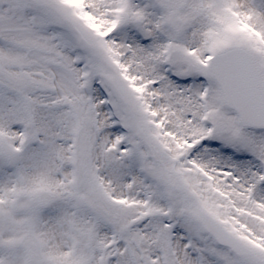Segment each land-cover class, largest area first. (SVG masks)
I'll use <instances>...</instances> for the list:
<instances>
[{
	"label": "snow or ice",
	"instance_id": "obj_1",
	"mask_svg": "<svg viewBox=\"0 0 264 264\" xmlns=\"http://www.w3.org/2000/svg\"><path fill=\"white\" fill-rule=\"evenodd\" d=\"M0 264H264V0H0Z\"/></svg>",
	"mask_w": 264,
	"mask_h": 264
}]
</instances>
